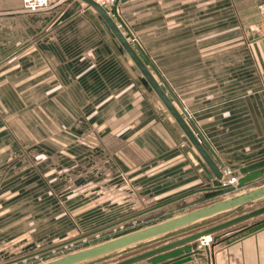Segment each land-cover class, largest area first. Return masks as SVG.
Segmentation results:
<instances>
[{"label": "rangeland", "instance_id": "1", "mask_svg": "<svg viewBox=\"0 0 264 264\" xmlns=\"http://www.w3.org/2000/svg\"><path fill=\"white\" fill-rule=\"evenodd\" d=\"M19 1L0 0V264H39L264 183L262 176L231 192L214 190L203 200L196 194L185 196L182 201L171 202L170 209L164 204L145 213V210L165 201L145 198L154 193L149 188L137 190L131 176L121 169L128 167L131 161L122 154L137 149L141 152L138 155H148L146 147L156 145L154 135L143 139L144 147H135L120 137L131 129L125 121L121 126L111 128L96 122L87 124V111L55 110L54 106L62 108L64 104L58 100V105L55 104L56 80H45L39 73L40 50L35 41L44 29V12L48 8L28 12ZM63 1L68 0L59 2ZM57 2L51 1L50 7ZM112 12L109 11L108 16L116 21L118 29L124 30L133 50L147 59L142 58V61L152 77L166 89V96L192 128L193 121L182 112L181 89L173 92L167 84L168 68L172 64L164 61L166 46L158 47L155 41L150 43L149 36L143 38L145 35L136 31L134 22L128 29L117 16L109 15ZM211 37H221L217 40H222V45L206 48L205 70L212 76L213 72L222 71L224 83L229 82L231 62L234 61L231 55L239 53L246 59V31L224 25L222 31L208 32V38ZM152 52L155 60L158 58L156 52L160 53L159 62L151 61ZM132 68L136 86L140 87L142 82L141 87L148 92L143 101L149 105L148 108L153 104V119L157 117L158 120V124L150 127L165 138H171V134L177 131L176 134L182 136L181 143L184 144V140L197 154L153 90L146 87L147 82L137 67L133 64ZM212 80H201V84ZM191 82H195L191 86L200 84L198 76ZM177 83L181 86L182 80ZM211 96L207 98H214ZM226 96L221 94L218 98ZM156 101L158 111L154 109ZM189 105L193 106V102ZM142 109V114L150 115V109ZM192 113L196 115L199 112ZM186 114L189 116V112ZM168 118V124L174 122L175 129L162 125L167 124ZM194 125L201 132L198 125ZM203 132L204 138L213 133ZM151 136L152 139L149 138ZM210 184L212 186V179ZM262 204L264 198L78 264H109L149 248L160 239L205 228ZM128 217L131 218L126 220ZM263 218L264 214H261L224 230H236L244 223ZM212 238L213 235L209 247L214 244Z\"/></svg>", "mask_w": 264, "mask_h": 264}, {"label": "crops", "instance_id": "2", "mask_svg": "<svg viewBox=\"0 0 264 264\" xmlns=\"http://www.w3.org/2000/svg\"><path fill=\"white\" fill-rule=\"evenodd\" d=\"M58 2L45 10L44 29L35 38L40 50L39 73L45 80H56L55 104L57 100L64 104L62 108L54 106L55 110L87 111V124L96 122L111 128L125 121L131 129L120 137L135 147H144L143 139L154 135L156 145L150 146L153 149L145 146L148 155H138L141 152L137 149L122 154L131 161L121 169L131 176L137 190L149 188L154 193L145 198L165 201L145 213L182 201L185 196L196 194L206 199L214 191L209 186L207 167L188 143H181L182 136L177 131L165 138L150 127L158 120L153 119V104L148 108L143 101L148 92L141 87L142 82L136 86L133 61L105 30L98 14L81 0ZM262 4L264 0H117L116 16L125 27L130 29L134 22L136 31L145 35L143 38L149 36L150 43L166 46L164 61L172 64L167 86L173 92L181 89L182 107L204 136L203 130L215 132L210 137L202 136L201 144L226 165L264 157V36H256L253 30ZM224 25L246 31L247 49L246 59L239 53L231 55L234 61L229 82L225 83L222 71L212 76L205 70L206 48L222 45V40H217L221 37L208 38V32L222 31ZM119 30L124 35V30ZM156 53V60L153 52L150 54L153 62L161 60L160 53ZM195 76L199 78L198 87L191 86ZM180 79L181 86L177 83ZM206 79L213 80L201 84ZM221 94L228 96L218 98ZM144 107L150 109V115L142 114ZM158 108L156 101L155 111ZM196 111L199 113L194 115ZM166 121L162 125L175 129L174 122L168 124L169 118ZM188 233L160 239L150 247ZM216 236L208 255L202 252L182 264H264V218L244 223L236 230H223ZM139 263L149 264L146 260L135 264Z\"/></svg>", "mask_w": 264, "mask_h": 264}, {"label": "water", "instance_id": "3", "mask_svg": "<svg viewBox=\"0 0 264 264\" xmlns=\"http://www.w3.org/2000/svg\"><path fill=\"white\" fill-rule=\"evenodd\" d=\"M81 1L91 7L98 14L101 24L105 30L110 33V36L116 38L144 77L147 82L146 87L153 90L186 138L189 140L201 161L208 169L207 176L212 179V186L210 187L211 190H219L221 193L231 192L234 189L241 188L249 182L264 176V157L250 160L244 164L231 166L222 163L213 153H210V150H206L201 144L203 137L196 129L195 125L191 123V128L187 124L178 110L168 99L158 82L152 77L150 71L144 65L141 56L136 54L131 44L127 41V37L121 34L114 21L108 16L107 12L94 0ZM182 112L186 118L190 119L184 110H182ZM210 154H213V156ZM262 198H264V183L39 264H78L128 247L138 242L152 239L159 235L177 230L197 221L252 203ZM176 199H178V197L174 200ZM170 208L171 206L168 207V209ZM261 214H264V204L205 228L165 241L153 247L146 248L109 264H134L141 260H146L149 264H182L190 261L192 257H197L202 253V249L198 248L195 243L198 239L204 236L211 237V235L228 227ZM131 217L125 219L127 220ZM215 238L212 239L214 240ZM211 248L212 247H209V252Z\"/></svg>", "mask_w": 264, "mask_h": 264}, {"label": "built area", "instance_id": "4", "mask_svg": "<svg viewBox=\"0 0 264 264\" xmlns=\"http://www.w3.org/2000/svg\"><path fill=\"white\" fill-rule=\"evenodd\" d=\"M21 6L24 10L28 12H39L43 11L50 7L49 0H20ZM97 4H99L107 13L109 11H113L111 16L116 15V6L117 0H94ZM254 33L256 36H264V4H262L259 8V13L257 20L254 24ZM134 41V39H130ZM205 237H208L205 239ZM211 241L210 236H204L197 240L198 248L202 249V252L205 254H209V243ZM206 248V249H205Z\"/></svg>", "mask_w": 264, "mask_h": 264}, {"label": "trees", "instance_id": "5", "mask_svg": "<svg viewBox=\"0 0 264 264\" xmlns=\"http://www.w3.org/2000/svg\"><path fill=\"white\" fill-rule=\"evenodd\" d=\"M142 58H144V60L147 61V59H145V57L143 55H142ZM215 237H217L216 234H213V238H215ZM215 239H214V241H215Z\"/></svg>", "mask_w": 264, "mask_h": 264}, {"label": "bare ground", "instance_id": "6", "mask_svg": "<svg viewBox=\"0 0 264 264\" xmlns=\"http://www.w3.org/2000/svg\"><path fill=\"white\" fill-rule=\"evenodd\" d=\"M205 239H207V237H205Z\"/></svg>", "mask_w": 264, "mask_h": 264}]
</instances>
